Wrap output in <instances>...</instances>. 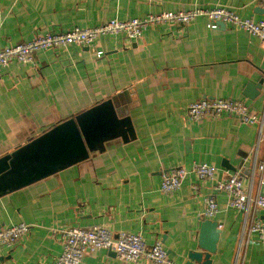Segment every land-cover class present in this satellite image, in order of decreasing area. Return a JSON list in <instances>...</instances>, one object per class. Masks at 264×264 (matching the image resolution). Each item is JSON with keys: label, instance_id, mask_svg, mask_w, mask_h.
<instances>
[{"label": "crops", "instance_id": "1", "mask_svg": "<svg viewBox=\"0 0 264 264\" xmlns=\"http://www.w3.org/2000/svg\"><path fill=\"white\" fill-rule=\"evenodd\" d=\"M212 6L243 18L264 15V0H0V49L110 18ZM263 58L257 38L199 16L185 28L151 26L136 41L105 35L91 46L38 51L34 63L10 62L0 71V159L83 113L100 140L58 172L0 191V225H30L14 245L0 246L4 264H53L63 229L98 225L114 236L140 233L148 245L160 242L175 264H186L203 219L219 223L211 264H235L239 248L238 264H264V245L247 234L243 213L214 187L231 172L250 187L254 157L264 158V133L258 143L257 124L234 116L191 121L186 112L201 98H227L261 115ZM194 162L214 165L215 179L188 174L178 190L161 192L163 173ZM209 195L217 213L203 218ZM254 215L264 220V210ZM80 264L131 263L101 249L84 253ZM137 264L149 263L142 258Z\"/></svg>", "mask_w": 264, "mask_h": 264}, {"label": "built area", "instance_id": "2", "mask_svg": "<svg viewBox=\"0 0 264 264\" xmlns=\"http://www.w3.org/2000/svg\"><path fill=\"white\" fill-rule=\"evenodd\" d=\"M204 16L210 21L223 22L242 29L258 39L264 49V15L259 19L240 17L235 11L225 6L192 7L179 11H162L144 17L118 19L110 18L106 22L91 27H73L63 32L49 31L36 35L33 39L9 45L0 49V71L12 61L34 63L36 53L69 45L91 46L99 37L123 34L128 40L136 41L143 32L161 24H173L185 28L196 17ZM101 51H97L98 56ZM264 62V58H263ZM187 117L191 121L204 118L234 116L242 123L257 124L259 130L258 143L264 133V111L261 115L251 111L249 106L240 100L227 98H201L190 102L186 108ZM258 149V144H257ZM217 168L206 162H194L190 168L179 166L163 173L160 184L161 192L170 194L178 190L188 174L199 180L215 179ZM250 187L245 188L238 172H231L227 177L215 181V188L223 191L228 197V205L243 213V228L255 233L264 245V220L255 217L256 210H264V158L258 160L255 155L252 164ZM256 182L253 191L252 184ZM203 218H212L217 213V204L213 196L204 198ZM30 229L25 222L11 226L0 225V246H12ZM62 251L53 264H80L84 253H93L101 249L113 251L118 260L137 264L146 259L149 264H175L160 242L148 245L140 233L121 231L113 235L102 225L92 227L70 226L62 230ZM240 250V248H239ZM237 252L235 264L240 260Z\"/></svg>", "mask_w": 264, "mask_h": 264}, {"label": "water", "instance_id": "3", "mask_svg": "<svg viewBox=\"0 0 264 264\" xmlns=\"http://www.w3.org/2000/svg\"><path fill=\"white\" fill-rule=\"evenodd\" d=\"M219 24L224 23L218 22L216 25ZM86 114L62 121L29 144L1 158L0 191L20 188L86 157L87 152L100 140L94 137L96 133L89 131L91 127ZM106 123L107 120H103L100 127ZM218 226V222L210 219L201 221L197 249L188 252L186 264L212 263L211 254L216 251L220 232ZM0 260L4 264L5 258L0 257Z\"/></svg>", "mask_w": 264, "mask_h": 264}]
</instances>
